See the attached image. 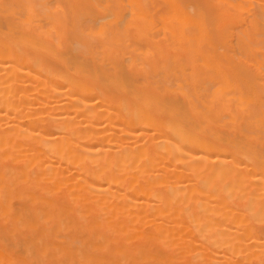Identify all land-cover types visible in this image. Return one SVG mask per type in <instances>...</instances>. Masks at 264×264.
<instances>
[{
  "label": "bare ground",
  "instance_id": "6f19581e",
  "mask_svg": "<svg viewBox=\"0 0 264 264\" xmlns=\"http://www.w3.org/2000/svg\"><path fill=\"white\" fill-rule=\"evenodd\" d=\"M0 264H264V0H0Z\"/></svg>",
  "mask_w": 264,
  "mask_h": 264
}]
</instances>
